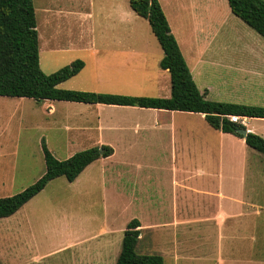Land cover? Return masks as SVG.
<instances>
[{
  "label": "rangeland",
  "instance_id": "1",
  "mask_svg": "<svg viewBox=\"0 0 264 264\" xmlns=\"http://www.w3.org/2000/svg\"><path fill=\"white\" fill-rule=\"evenodd\" d=\"M101 1L105 5L100 9L98 0H33L42 71L53 72L79 58L84 61L83 69L59 87L168 97L169 73L159 65L163 54L157 55L161 47L148 21L130 8L129 0ZM159 2L206 99L264 106V38L230 11L226 0ZM84 7L93 13L91 20L82 19ZM120 11L128 14L123 24L118 25V20L115 24L129 34H139L128 43L138 44L134 50L147 62L136 64L135 58L128 72L124 67L117 73L114 66L96 67L88 48L93 37L96 45L112 51L110 40L99 41V36L114 32V24L101 13ZM157 114L151 108L127 105L0 96V196L22 190L44 172L42 140L59 159L100 144L114 150L112 156L86 166L74 181L65 177L49 181L15 213L0 218V264H115L123 231L133 218L147 228L141 231L137 251L160 254L164 264H216V260L244 264L237 257V247L251 242L249 231L242 233L237 218L218 225L206 221L208 211L202 207L193 210L194 223L182 239V256L173 260L168 226L156 227L171 219V175L163 176L157 192L156 177L136 166L152 153L146 136L151 140L148 135L154 119L156 162L170 160L169 133L157 125L165 118ZM251 124L264 133V118L253 117L246 125ZM246 148L260 172L258 202L264 204V155ZM113 185L126 192L112 190ZM147 197H156V201L144 200ZM159 205L163 214L156 217ZM255 221L260 228L264 214ZM255 237L259 244V230Z\"/></svg>",
  "mask_w": 264,
  "mask_h": 264
},
{
  "label": "trees",
  "instance_id": "2",
  "mask_svg": "<svg viewBox=\"0 0 264 264\" xmlns=\"http://www.w3.org/2000/svg\"><path fill=\"white\" fill-rule=\"evenodd\" d=\"M226 1L236 17L264 38V0ZM129 6L138 16L148 21L162 49L163 56L159 65L169 73L168 97L123 95L59 87L83 69L84 61L77 58L53 72L42 71L33 0H0V96L202 113L211 128L243 138L248 147L264 155V137L250 131L243 136L237 129H245L244 124L228 118V115L264 118V106L206 99L192 78L159 0H129ZM40 146L45 164L44 172L22 190L0 196V218L15 213L49 181L57 177L74 181L93 161L112 154L110 145L100 144L59 159L53 155L44 140ZM139 235L140 222L133 218L123 231L121 249L115 264H164V258L160 254L137 251Z\"/></svg>",
  "mask_w": 264,
  "mask_h": 264
},
{
  "label": "crops",
  "instance_id": "3",
  "mask_svg": "<svg viewBox=\"0 0 264 264\" xmlns=\"http://www.w3.org/2000/svg\"><path fill=\"white\" fill-rule=\"evenodd\" d=\"M104 2L98 0L100 9L104 8ZM111 4L112 2L108 3V6ZM83 10H85L86 13L84 14L86 16L83 14L82 19L91 20L93 13L90 8L84 7ZM101 14L104 15L106 20H111L110 24H114L113 33L99 36V41L110 40L108 45L113 46L112 51L105 50L104 45H96V38L90 37V47H87L89 55L96 67L104 65L105 68L111 69L114 66L118 73L124 67L126 70L135 58L140 60L134 50L135 48L138 49V44L133 46L128 43L130 40L137 39L139 34H129L126 29L118 26L123 24V16H127L128 13L120 11ZM117 20L118 25L115 24ZM44 22L45 20L41 24L44 25ZM160 53L163 54L162 49L157 55L159 56ZM138 60L136 64L145 65L147 62L145 57L143 60ZM126 72H128V69ZM151 109L158 112L157 115L161 118H165L158 121L157 125L160 130V126H164V131L169 133L170 160L168 162L166 160L156 162V119H154L149 128L151 135L148 136L151 140H148L146 136L148 143L153 148L152 153L147 157L145 156V163L136 166L138 170H144L147 176L156 177L157 192L161 191L160 186L164 183L163 176H166V174L171 175V197L169 198V215L171 219L160 223L156 227L168 226L169 247L173 260H178L182 256L181 243L190 228L189 225L194 223L193 210L202 207L208 211L206 214L208 220L206 219V221L214 222L215 225L221 222L225 223L228 218H237L242 233L244 234L248 230L249 240L251 241L242 243L237 247V257L242 258L244 264H264V221L260 228H257V222L255 221L258 215L264 214V204L258 202L260 197L257 182L260 180V172L256 171L255 163L249 160L251 152L246 150L248 146L245 144L244 139L238 138L232 133L211 128L202 113ZM243 118L247 131L259 133L264 137V133L258 131L253 124L247 127V122L252 120L253 117L244 116ZM138 130L141 129L138 127ZM113 153L112 148V154L109 156H112ZM112 183H114L113 180ZM112 190L121 193L126 192L125 189L119 188L117 185H113ZM128 200L143 199L130 197ZM144 200L156 201V197H147ZM161 206L160 208L156 207V217L163 214L161 213ZM144 229H147L146 226L140 222L139 239H141V231ZM258 230L261 234L259 244L256 243L255 237ZM215 262L219 264L220 261L216 260Z\"/></svg>",
  "mask_w": 264,
  "mask_h": 264
},
{
  "label": "built area",
  "instance_id": "4",
  "mask_svg": "<svg viewBox=\"0 0 264 264\" xmlns=\"http://www.w3.org/2000/svg\"><path fill=\"white\" fill-rule=\"evenodd\" d=\"M228 118L234 122H240L242 124H245L244 118L241 116L236 115H228Z\"/></svg>",
  "mask_w": 264,
  "mask_h": 264
},
{
  "label": "water",
  "instance_id": "5",
  "mask_svg": "<svg viewBox=\"0 0 264 264\" xmlns=\"http://www.w3.org/2000/svg\"><path fill=\"white\" fill-rule=\"evenodd\" d=\"M238 132H240L243 136H245L247 130L246 129H237Z\"/></svg>",
  "mask_w": 264,
  "mask_h": 264
}]
</instances>
